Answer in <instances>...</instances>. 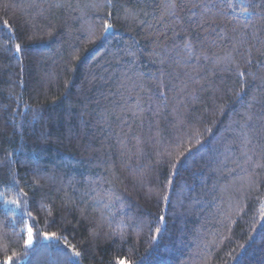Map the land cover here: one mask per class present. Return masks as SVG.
<instances>
[{
    "label": "trees",
    "instance_id": "obj_1",
    "mask_svg": "<svg viewBox=\"0 0 264 264\" xmlns=\"http://www.w3.org/2000/svg\"><path fill=\"white\" fill-rule=\"evenodd\" d=\"M6 262L264 264V0H0Z\"/></svg>",
    "mask_w": 264,
    "mask_h": 264
},
{
    "label": "snow or ice",
    "instance_id": "obj_2",
    "mask_svg": "<svg viewBox=\"0 0 264 264\" xmlns=\"http://www.w3.org/2000/svg\"><path fill=\"white\" fill-rule=\"evenodd\" d=\"M105 27L107 28L108 25H105ZM17 50L19 51V47H17ZM5 203H8V202H5ZM11 203L17 205V207L19 206L17 201H11ZM52 235H54V234H52ZM49 238H50V236L48 234H45V239H49ZM31 244H32V229H31V227H29L27 230V239L25 240V247H29V246H31ZM77 255H78V253H77ZM6 264H7V262H6Z\"/></svg>",
    "mask_w": 264,
    "mask_h": 264
}]
</instances>
